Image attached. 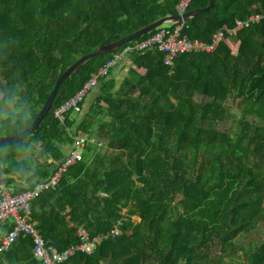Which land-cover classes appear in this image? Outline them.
<instances>
[{
	"label": "trees",
	"instance_id": "1",
	"mask_svg": "<svg viewBox=\"0 0 264 264\" xmlns=\"http://www.w3.org/2000/svg\"><path fill=\"white\" fill-rule=\"evenodd\" d=\"M178 2L0 0V117L13 104L0 118V137L31 124L78 58L176 16ZM207 2L191 0L187 12ZM253 14L260 19L224 35L214 52L178 55L171 68L152 49L128 54L119 87L109 72L87 114L78 121L69 113L61 125L54 110L113 54L153 32L90 59L60 84L35 131L0 149L3 187L19 194L51 175V161L64 157L60 146L72 142L67 130L100 144L87 145L55 189L29 204L45 245L58 252L79 242V227L97 237L118 225V236L60 264H223L264 225V0H214L182 34L209 44ZM226 41L237 44L234 54ZM30 145L36 155L24 157ZM243 247L245 264H264V238ZM31 249L21 236L0 264H35Z\"/></svg>",
	"mask_w": 264,
	"mask_h": 264
},
{
	"label": "built area",
	"instance_id": "2",
	"mask_svg": "<svg viewBox=\"0 0 264 264\" xmlns=\"http://www.w3.org/2000/svg\"><path fill=\"white\" fill-rule=\"evenodd\" d=\"M190 3L191 0H179L175 7L177 15L185 14ZM259 19L260 16L253 14L245 20H236L232 29L223 27L215 32L209 44L189 40L183 35L182 32L187 27L186 22L165 24L153 31V34L145 40L126 46L113 54L112 58L92 74L72 97L54 110L53 116L59 124L63 125L69 113L79 115L88 93L97 87L99 80L106 77L111 68L122 63L132 52H143L148 49L160 52L163 54V64L171 68L174 58L178 55L192 52L212 53L216 50L219 42L223 40L224 35H235L238 30L247 28ZM67 136L72 141L70 149L63 159L52 162L54 170L47 179L35 184L33 189L19 194H13L3 186L0 187V253L6 251L19 237L23 236L28 237L31 241V252L35 264H60L78 252L88 255L99 245L101 240L118 236V225L107 235L97 237H90L85 229L79 227L76 230L79 242L58 252L51 246L45 245L39 235L36 224L31 219L30 202L42 191L54 190L66 171L82 160V154L87 145L100 146L93 138L74 127L67 130Z\"/></svg>",
	"mask_w": 264,
	"mask_h": 264
},
{
	"label": "water",
	"instance_id": "3",
	"mask_svg": "<svg viewBox=\"0 0 264 264\" xmlns=\"http://www.w3.org/2000/svg\"><path fill=\"white\" fill-rule=\"evenodd\" d=\"M213 1L214 0H208L206 7L188 11L183 15L166 16V17L159 18L151 22L150 24L134 31L133 33H131L130 35L126 37H123L106 46L97 47L93 51L78 58L74 63L68 66L65 71H63L61 74H59L56 77L52 90L46 97L43 105L41 106L40 110L38 111L37 115L35 116L34 120L31 122V124L15 135L8 136V137H0V149L20 143L26 140L33 133L35 129L43 121L47 113L50 111V108L52 107L53 100L55 98L57 89L59 88L60 84L64 80H66L68 77H70L73 73H75L82 65L88 62L90 59L96 56H100L103 54H111L115 51H118L122 45L129 43L133 40H136L137 38H140L146 34H149L165 24H179L181 22H187L188 20L196 17L197 15H200L206 12L207 10H209L213 6ZM8 177H9L8 175L2 174V169L0 166V187L3 186V182Z\"/></svg>",
	"mask_w": 264,
	"mask_h": 264
},
{
	"label": "rangeland",
	"instance_id": "4",
	"mask_svg": "<svg viewBox=\"0 0 264 264\" xmlns=\"http://www.w3.org/2000/svg\"><path fill=\"white\" fill-rule=\"evenodd\" d=\"M226 43H227V41H226ZM228 43H229V41H228ZM235 45H236L235 43H229L228 44L232 54H234L236 51ZM120 64H121V66L117 67L118 66L117 65L116 69H115V67H113L109 70V72L117 79L116 80L117 87H119V85L121 84V81H123V79L127 76V70H128V64L126 63L125 60ZM232 109L234 111H236L237 108H236L235 104H232ZM11 111H13V104L11 105V109L3 111L4 113L1 115L0 118L3 119ZM224 126H227V125H224ZM132 218L135 219L134 216H132ZM263 238H264V225L261 228H259L258 230H256L255 232H252L251 234H249L243 241L238 242L239 250H238V253L235 256V258L232 260H226L223 264H245L246 261H245L244 255H243V253L245 251V249H244L245 247H243V246H245L246 243H250V242L255 243V244L259 243Z\"/></svg>",
	"mask_w": 264,
	"mask_h": 264
},
{
	"label": "crops",
	"instance_id": "5",
	"mask_svg": "<svg viewBox=\"0 0 264 264\" xmlns=\"http://www.w3.org/2000/svg\"><path fill=\"white\" fill-rule=\"evenodd\" d=\"M227 43H228V41H227ZM235 46L237 47V44ZM119 66H121V64H118L117 67H119ZM115 69H116V67H115ZM115 80H117V79L115 78ZM97 93H98L97 88H94L92 91H90V93H88L87 97L83 101L80 114L76 116L78 121H80L87 114L88 110L90 109V107L94 103V99H95ZM60 148H61V150H62V152L64 153V156H65L67 154V152L69 151V149H70V145L69 144L61 145ZM32 155L33 156L36 155V151H35L34 145H30V147L26 151L24 157H29V156H32ZM49 162H50V160H49ZM51 162H53V161H51Z\"/></svg>",
	"mask_w": 264,
	"mask_h": 264
}]
</instances>
